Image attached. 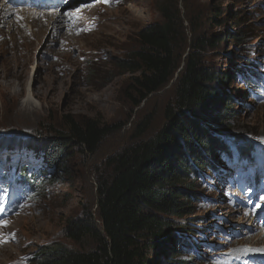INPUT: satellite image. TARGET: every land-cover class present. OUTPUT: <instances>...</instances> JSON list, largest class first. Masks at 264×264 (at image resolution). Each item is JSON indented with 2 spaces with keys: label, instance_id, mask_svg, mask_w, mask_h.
Returning a JSON list of instances; mask_svg holds the SVG:
<instances>
[{
  "label": "rangeland",
  "instance_id": "1",
  "mask_svg": "<svg viewBox=\"0 0 264 264\" xmlns=\"http://www.w3.org/2000/svg\"><path fill=\"white\" fill-rule=\"evenodd\" d=\"M6 1L11 6L9 20L23 22L18 13L23 5L36 9L28 0ZM61 1L41 10L54 14L63 7L61 15L67 23L77 9L78 19L94 11L98 14L90 17L100 15L98 25L75 20L77 30L87 31L78 37L66 27L55 30L58 23L51 25L43 18L48 29L31 40L30 30L20 23L22 38H27L21 42L18 34L11 40L13 33L0 20V173L14 161L43 179L47 138L65 128L67 116L118 126L93 153L78 146L69 149L65 167H52L50 181H41L34 202L23 203L24 210L13 215L1 212L5 226H0V264H29L39 245L53 242L83 250L93 246L90 238L82 244L68 239L63 233L66 221L80 216L84 207L96 212V178L105 161L134 142L138 123L149 122L145 137L159 132L166 123L165 108L174 97L178 74L135 106L131 98L137 97L130 83L137 74L129 71L127 63L140 48L139 31L163 22L159 7L167 2L177 4L185 25L192 21L199 36L221 38L203 52L204 62L225 75L215 85L216 96L232 102L233 109L226 125L212 127L227 152L219 154L215 167L204 166L190 175L199 193L195 212L189 218L169 219L175 228L165 230L163 240L149 251V259L163 264L174 254V261L184 264H220L227 252L250 243L249 237L259 233L257 225L264 228V162H259L264 160V0ZM87 5L92 7L83 10ZM106 20L119 31L115 36L102 28ZM115 21H123L121 27ZM187 34L188 46L192 33ZM63 37L70 38L68 52L63 51V43L67 44ZM14 42L20 46H13ZM245 210L254 215L250 223Z\"/></svg>",
  "mask_w": 264,
  "mask_h": 264
},
{
  "label": "trees",
  "instance_id": "2",
  "mask_svg": "<svg viewBox=\"0 0 264 264\" xmlns=\"http://www.w3.org/2000/svg\"><path fill=\"white\" fill-rule=\"evenodd\" d=\"M159 11L163 22L139 31L140 48L127 63L129 71L137 74L130 83L135 106L178 74L173 100L165 108L164 127L145 137L149 122L138 123L134 142L109 156L105 169L97 174L96 212L84 207L80 216L66 221L63 233L68 239L82 244L90 238L93 246L83 250L61 242L39 245L29 264H153L149 251L163 240L166 229L175 228L169 219L195 212L199 193L190 175L214 166L219 154L227 152L212 127L226 125L232 102L216 96L215 85L225 75L207 67L203 56L221 38L199 36L190 20L187 27L177 4L167 2ZM188 30L192 39L187 46ZM117 126L67 116L65 128L47 138L45 168H64V157L72 147L95 152ZM174 258L173 254L163 264H184Z\"/></svg>",
  "mask_w": 264,
  "mask_h": 264
},
{
  "label": "bare ground",
  "instance_id": "3",
  "mask_svg": "<svg viewBox=\"0 0 264 264\" xmlns=\"http://www.w3.org/2000/svg\"><path fill=\"white\" fill-rule=\"evenodd\" d=\"M41 3H42V0H28V4L31 6L41 5ZM9 6H10V4H8V2L6 0H0V20H2V23H4V25L9 27V29H10L9 33H13L12 35H10L11 40L14 39L16 37V35L18 34V35H20V38L22 39L21 42H23L27 38H22V37H24L25 32L23 30L24 29L23 27H22L23 29H20V23L22 25L26 24L25 28H27V30H30V32H31V35H29L31 37H28V39L34 40L36 38V36H37V39H39L40 36L42 35L43 31L48 29L47 24L42 23L43 18H45L44 20H48V22H50L51 25H52V21L57 22L58 25L54 24V27H56V26H58V27L57 28L53 27L55 30H57L61 27H66L70 30L71 34H75L78 37L82 36V33L83 32L86 33L87 31H85L84 27H82L81 30H77L76 26L73 24V22L75 20H78L79 24H81L83 22V25H87L88 23L94 21L96 23L94 27H96L98 25L97 20L100 18V15L97 17V19L91 18L90 15L98 14V13H94V11H93L92 13L84 14V15L80 16V18L78 19L77 18L78 16H76L78 14V9H77L74 13L75 14L74 18L72 17V21L70 23H67L65 15L63 13L62 14L64 16L61 15V12H63V10H64L63 7L59 8L61 10L57 9L58 10L57 12H55L54 14H51L49 12H43L41 9H37V8L35 10H29L26 8L25 5H23V7L21 9H19V11H18V13H20L24 17L23 22H21L19 20H18L19 22H17L15 19L14 20L7 19V17H9V11H8ZM88 7H92V6L87 5L85 8H82V9L88 11L87 10ZM109 17H111V16H109ZM109 17H108V19H110ZM104 22L105 23L102 24V28H104V30H106V34H108L110 36L111 35L115 36L116 33L119 32V31H115L113 29V27H114V26H112L113 23L110 24L109 22H107V20ZM111 22H112V20H111ZM116 23L119 25V27H121L123 21H121V23H119V22H116ZM80 26L81 25H78V27H80ZM4 32L7 33V31H4ZM68 38L69 37H63V39L67 42V44L63 43V51H67V52L71 50V47H70L71 45H68L71 42H70V38L69 39ZM74 38L75 37H73V39ZM4 44H7V43L4 42ZM16 45H18V44L16 42H14L13 46H16ZM18 46H20V45H18ZM30 101H31L30 97H28L27 102H30ZM259 162L263 163L264 160L260 159ZM245 214H246V216L250 217L247 220L248 223L252 222V218H254V215H252L249 210H245ZM257 228L259 229V233H256L255 236H253V235H251L250 237H249V235L247 236V238L249 237L250 243H247V244L243 243L241 245V247L239 249H237L235 252H227V253H229V255L227 257H223L220 264H252V262H253V264H264V228H260V227H258V225H257ZM4 233L6 234V232H4ZM254 243H259V244H254ZM249 260H250V262H249Z\"/></svg>",
  "mask_w": 264,
  "mask_h": 264
},
{
  "label": "clouds",
  "instance_id": "4",
  "mask_svg": "<svg viewBox=\"0 0 264 264\" xmlns=\"http://www.w3.org/2000/svg\"><path fill=\"white\" fill-rule=\"evenodd\" d=\"M55 3L62 4L61 0H49L41 5H35L37 9H44ZM249 149V146L246 145ZM242 156L246 153L240 152ZM52 174V170H47L43 173V179L34 172L27 170L26 166H21L12 161L7 166V170L0 173V180L5 183L0 184V226L1 222H5L1 216V212L9 213L10 215L19 210H24L23 203H33V197L39 190L41 181H50L48 177ZM16 211V212H15ZM2 233H0L1 241ZM1 244V243H0Z\"/></svg>",
  "mask_w": 264,
  "mask_h": 264
},
{
  "label": "snow or ice",
  "instance_id": "5",
  "mask_svg": "<svg viewBox=\"0 0 264 264\" xmlns=\"http://www.w3.org/2000/svg\"><path fill=\"white\" fill-rule=\"evenodd\" d=\"M105 2H108V0H105Z\"/></svg>",
  "mask_w": 264,
  "mask_h": 264
}]
</instances>
